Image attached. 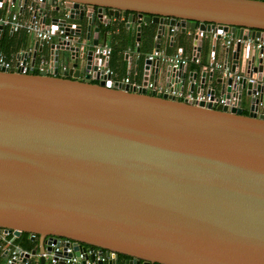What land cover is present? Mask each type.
Returning a JSON list of instances; mask_svg holds the SVG:
<instances>
[{
    "label": "water",
    "instance_id": "95a60500",
    "mask_svg": "<svg viewBox=\"0 0 264 264\" xmlns=\"http://www.w3.org/2000/svg\"><path fill=\"white\" fill-rule=\"evenodd\" d=\"M11 1L24 9L29 0ZM52 3L39 7L55 38L34 49L48 47L53 69H0V228L37 235L39 252H49L57 236L72 241L75 256L98 247L108 264H120L119 255L122 264H264V115L256 113L264 57L234 44L227 65L242 73L237 79L137 55L143 82L135 89L98 76L93 51L120 15L137 41L153 24L157 49L162 35L173 41V26L213 28L218 39L221 31L264 38V0ZM202 42L191 43L199 49ZM59 63L67 66L60 75ZM149 73L175 89L187 80L193 90L198 78L200 93L237 92L236 104L148 92Z\"/></svg>",
    "mask_w": 264,
    "mask_h": 264
},
{
    "label": "built area",
    "instance_id": "2783aa9c",
    "mask_svg": "<svg viewBox=\"0 0 264 264\" xmlns=\"http://www.w3.org/2000/svg\"><path fill=\"white\" fill-rule=\"evenodd\" d=\"M44 0H37L36 2H27L24 9L28 11V16L23 17L21 16L20 12H12L10 10V6L13 4L11 0H4L3 5H7V9H3L0 13V25L4 27H8L11 32H19L21 30L32 33L36 39V41H41L42 44H51L53 39L55 38L54 32L51 27H46L42 21L43 12H41L39 3L43 2ZM0 6V9L2 8ZM51 6H60L61 8L65 7V0H53ZM21 9V7L19 6ZM64 17L68 18V12L64 13ZM177 27L171 28V33L177 31ZM58 34L62 36L63 39H68V36L65 35V31L63 26L61 25L60 28L57 26ZM187 36L190 37L191 41L193 39H205L210 36L211 40V51L207 56L205 62H202L201 58L199 57L200 49H198L197 44H192L193 47V54L192 55H185L182 51H179L174 54H165L163 51L159 49H153L151 53L147 55L149 59L160 58L162 62H165L170 67L174 69L180 68V66H188L190 63H196L201 66V71L206 73H217L223 77H231L235 76L239 79L242 76L240 72H234L231 70L230 66L227 65L228 57L225 56L224 61L217 57L215 54V46L217 42L222 43L221 46L225 50L228 49V53L231 54V47L234 44H240L241 47L248 48L249 50H255L257 56L260 58L264 57V38L260 36L251 38L250 36L246 38H241L239 36H235L231 33H227L225 31H221L220 39L217 38V32L210 28L209 31L199 30L197 27L191 28L187 31ZM216 40L214 43L213 41ZM202 46V45H201ZM93 51L95 54L101 58V63L98 64L96 68V73L98 76L109 77L113 81V76H115L114 70L109 68L108 66L104 65V59L109 58L111 54V47L107 44L103 45H96L93 47ZM25 54V53H24ZM50 61H46L43 63L42 66L39 67V71L42 70H52L53 69V57L52 55L49 56ZM3 68L5 70H15L18 69L22 73H29V66L23 58H17V60H13L12 58H7L1 51H0V69ZM65 70L66 67L63 66ZM90 72V71H89ZM250 82L254 80L252 78L247 79ZM121 82L129 84L131 87L138 89L140 88L141 84H136L131 81L129 76L124 77L121 79ZM146 89L148 92H155L159 94H169L177 99H186L189 101H196V102H212L217 104H225L226 102L229 105H235L237 101V92H231L229 97H225L223 95H214L211 96L209 93H193L191 91H184L183 89L174 88L171 84L165 88L159 86L155 81H147ZM262 89L264 90V81H262ZM260 95V91L256 90L252 93V96L258 97ZM256 113L257 115L263 114L264 115V102L259 101L256 104ZM2 236L5 237L9 235L11 232L5 231L1 229ZM13 234V233H12ZM36 235L30 234V239H34ZM3 250L5 251V264H20L22 259H24L23 264H39L37 261H32L31 257L36 254H31L32 251L26 250L20 246L12 245L10 242L5 241L3 245ZM28 254V257L25 255ZM38 257H43L45 259L44 264H108L110 259V255L106 253V251L101 250L98 247L94 246H86L85 249L79 251L78 256L74 255L72 241L63 237H54L53 242L50 243V251L49 252H38Z\"/></svg>",
    "mask_w": 264,
    "mask_h": 264
},
{
    "label": "crops",
    "instance_id": "0c3cea01",
    "mask_svg": "<svg viewBox=\"0 0 264 264\" xmlns=\"http://www.w3.org/2000/svg\"><path fill=\"white\" fill-rule=\"evenodd\" d=\"M30 1V0H29ZM28 1V3H29ZM7 5H3L0 9V13L3 9H7ZM10 10L12 12H20L21 16L27 17L28 11L26 9H20L17 3H13L10 6ZM112 23L118 24L116 28H111L106 35V44L112 48L111 54L108 59V67L114 70L115 76H113V81L121 82L126 76H129L131 81L136 84H142L143 82V72L142 70H136L135 61L137 59V55L141 57H146L153 49V40L149 38L143 37L142 40H136L134 33V28L130 26L129 28L126 27V18L120 15L118 18H111ZM115 22V23H114ZM103 34H100V41L98 45H103L102 42ZM36 39L32 33L26 31H19V32H11L8 27H4L0 30V51L7 57L12 58L13 60H17V58H21L22 55L25 53V61L29 66V71H36L39 72V67L43 65L44 62L50 61L49 54H48V47L46 49H34V43ZM190 37H188L185 33H181L180 30L177 31L176 35L173 36V41L170 42L168 35H162L160 42H159V50L163 51L165 54H174L179 51H182L185 55H192L193 54V47L191 43ZM222 43L217 42L215 46V54L217 57L221 58L223 61L225 59L224 48L221 46ZM139 49V52H137ZM157 49V48H156ZM211 51V40L210 36L205 38L202 42V46L199 52V57L201 58L202 62H205L207 56ZM27 53V55H26ZM128 56L131 57V67L128 68ZM231 54L228 56V60H230ZM63 66L67 68L66 65L61 63L58 64V75H60L64 69ZM49 71V70H48ZM47 71V72H48ZM192 71H201V66L196 63H190L187 66V73ZM91 72V71H90ZM149 81H155L159 86L162 88L167 87L165 80L163 78H154V76L149 73L148 74ZM97 78L92 79V82H97ZM178 89H183L184 91H191L193 93H200V86H199V79L195 81L193 90H190V83L186 80L183 83H179L177 85ZM206 93V87L203 89ZM243 109V107H242ZM250 103L248 107V111L243 110L246 114L249 112ZM20 236V235H19ZM19 236H15L12 233L6 235L5 237L2 236V231L0 229V264H5V251L3 250V245L5 241L10 242L12 245L20 246L24 249L22 242H18L17 244H13V240ZM28 250H36L34 256L31 257V260L37 261L40 264V259L38 257L39 252V241L37 239L35 247ZM120 258V257H119ZM123 258H120V261L123 263Z\"/></svg>",
    "mask_w": 264,
    "mask_h": 264
},
{
    "label": "trees",
    "instance_id": "16d2710c",
    "mask_svg": "<svg viewBox=\"0 0 264 264\" xmlns=\"http://www.w3.org/2000/svg\"><path fill=\"white\" fill-rule=\"evenodd\" d=\"M151 29L154 30V25L153 24H146L143 27V29H142V35H144V33H145V35L143 37H145L146 39L149 38L150 40H152L153 32L151 33ZM142 35H141V40H142ZM29 73H38V72H36V71H31L30 72L29 71ZM244 114H246V113L244 112ZM37 239H38V236L37 235L32 240L29 237V233L22 232L20 234V236L17 237V238H15L12 242H13V244H17L18 242H22L23 245H24V247H26V250H28V249H32L33 247H35ZM119 257L120 258H123V259L126 258L124 255H119Z\"/></svg>",
    "mask_w": 264,
    "mask_h": 264
},
{
    "label": "rangeland",
    "instance_id": "374dc122",
    "mask_svg": "<svg viewBox=\"0 0 264 264\" xmlns=\"http://www.w3.org/2000/svg\"><path fill=\"white\" fill-rule=\"evenodd\" d=\"M241 107H243V110L248 111L249 107V99L246 96V94H243L242 100H241ZM3 264V263H1Z\"/></svg>",
    "mask_w": 264,
    "mask_h": 264
},
{
    "label": "bare ground",
    "instance_id": "6f19581e",
    "mask_svg": "<svg viewBox=\"0 0 264 264\" xmlns=\"http://www.w3.org/2000/svg\"><path fill=\"white\" fill-rule=\"evenodd\" d=\"M173 27H177V26H173ZM172 27V28H173ZM178 29H177V31L178 30H180V27H177ZM192 27H189V28H187L186 29V31L184 32L185 34L187 33V31L189 30V29H191ZM177 31H175L174 33L172 32V36H174V35H176V33H177ZM187 35V34H186ZM180 67H182V66H180ZM174 69V68H173ZM178 70V69H177ZM171 86L173 87V84L171 83Z\"/></svg>",
    "mask_w": 264,
    "mask_h": 264
}]
</instances>
